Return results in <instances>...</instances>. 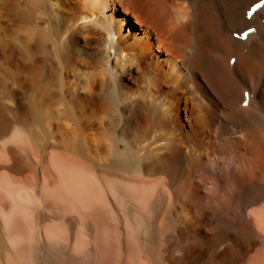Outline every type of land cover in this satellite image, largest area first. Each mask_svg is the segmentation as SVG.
Returning a JSON list of instances; mask_svg holds the SVG:
<instances>
[{
	"label": "bare ground",
	"instance_id": "obj_1",
	"mask_svg": "<svg viewBox=\"0 0 264 264\" xmlns=\"http://www.w3.org/2000/svg\"><path fill=\"white\" fill-rule=\"evenodd\" d=\"M255 2L0 0V264H264Z\"/></svg>",
	"mask_w": 264,
	"mask_h": 264
}]
</instances>
